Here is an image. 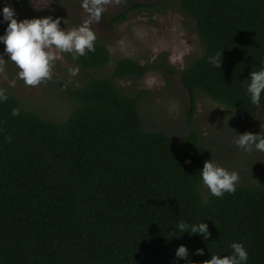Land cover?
Segmentation results:
<instances>
[{
    "label": "trees",
    "instance_id": "16d2710c",
    "mask_svg": "<svg viewBox=\"0 0 264 264\" xmlns=\"http://www.w3.org/2000/svg\"><path fill=\"white\" fill-rule=\"evenodd\" d=\"M179 1L203 46L180 70L191 108L199 90L250 115L259 107L264 112V93L253 105L244 87L249 72L264 67V0ZM148 6L133 3L112 20ZM93 44L94 51L75 58L84 68L110 60L105 44ZM212 55L221 56L219 67L209 62ZM147 71V65L122 57L110 76H91L81 86L52 77L76 101L63 120L4 93L0 264H205L211 253L231 252L232 241L247 249L246 264H264V182L204 197L199 169L206 157L198 132L191 129L178 141L146 129L138 107L143 91L129 96L114 82ZM181 219L203 220L208 237L176 231ZM180 244L188 254L177 260Z\"/></svg>",
    "mask_w": 264,
    "mask_h": 264
},
{
    "label": "rangeland",
    "instance_id": "374dc122",
    "mask_svg": "<svg viewBox=\"0 0 264 264\" xmlns=\"http://www.w3.org/2000/svg\"><path fill=\"white\" fill-rule=\"evenodd\" d=\"M28 2L27 9L23 0H0V8L10 5L18 20L59 17L60 26L65 29L78 27L87 20L95 33L94 42L105 44L111 57L103 66L84 68L76 59L68 57V52H57L53 48L56 59L51 79L32 86L17 76V66L5 53L3 63H0V90L15 95L23 106L44 117L63 120L76 101L52 77L77 87L91 76H110L120 58L132 57L147 65L148 71L142 76H119L114 82L129 96L143 91L138 107L146 129L167 132L178 141L193 129L200 135L206 159L235 169L239 175L238 184L264 182V152H243L232 143L237 133L264 131L263 110L259 107L250 115L199 90L194 109L191 108L188 92L181 83L180 70L202 54L203 46L195 31L194 20L181 10L179 0H101L99 20L82 6L83 0ZM137 2L149 6L129 12L125 20H112L115 14ZM6 24L7 21L0 19V34ZM3 47L0 42V53ZM199 187L206 197L207 188L200 183Z\"/></svg>",
    "mask_w": 264,
    "mask_h": 264
},
{
    "label": "clouds",
    "instance_id": "9594fccd",
    "mask_svg": "<svg viewBox=\"0 0 264 264\" xmlns=\"http://www.w3.org/2000/svg\"><path fill=\"white\" fill-rule=\"evenodd\" d=\"M100 4L101 0H83L82 6L99 20ZM0 14H2L0 19L7 21L3 33L0 34V42L4 45L3 52L0 53V63H3V54L6 53L7 59L18 68L17 76L26 85L35 86L51 79L56 59L53 48L57 52L73 54V59L85 55L86 50L94 51L95 33L87 20L71 29L61 27L59 17L40 16L18 20L14 15V9L8 4L0 8ZM220 58L221 56L212 55L208 60L219 67ZM244 87L251 104L259 105L261 94L264 93V67L250 71ZM5 98L3 90H0V100ZM12 114L17 115L18 110L14 108ZM232 143L243 152L252 150L264 152V132L259 130L253 133L246 130L237 133ZM199 178V183L216 197L223 196L225 192L232 193L239 182V175L235 169H228L211 158L204 160L199 169ZM174 226L180 233L187 230L189 234H202L203 238L209 235L208 226L203 220L189 224L181 219ZM229 248L231 252L227 254L211 253L210 258L204 260L205 264H246L248 252L241 242L232 241ZM203 251L201 248L195 249L196 253L202 254ZM187 254L188 249L184 244H180L174 250L177 260L186 257Z\"/></svg>",
    "mask_w": 264,
    "mask_h": 264
}]
</instances>
